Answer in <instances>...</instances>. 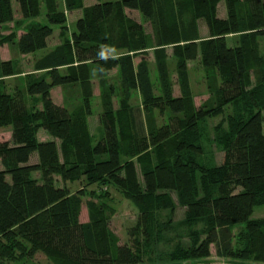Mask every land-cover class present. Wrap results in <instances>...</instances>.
<instances>
[{
	"label": "trees",
	"instance_id": "16d2710c",
	"mask_svg": "<svg viewBox=\"0 0 264 264\" xmlns=\"http://www.w3.org/2000/svg\"><path fill=\"white\" fill-rule=\"evenodd\" d=\"M13 1L21 19L39 13V0H0V25L13 21ZM221 2L223 17L218 15ZM46 3L47 23L29 24L19 35L0 34V47L16 41L20 54L46 48L53 25L59 27L61 39L36 61L35 69L44 72L25 76L24 92L0 90V128L11 126L10 138L0 139V264L15 258L16 252L28 258L41 252L52 264L144 263L157 211L173 207L167 191L178 194L186 205L190 232V246L175 260L219 264L204 260L213 244L217 257L264 262V217L251 218L253 208L264 204V56L258 54L256 43L257 36H264V0H104L88 6L83 0H65L67 9L81 10L70 36L65 13L54 9V0ZM126 9L155 23L159 95L153 92L145 58L150 40L142 25L126 16ZM183 16L189 18L186 24ZM198 21L207 28L206 38L198 34ZM237 33L238 42L228 45L226 36ZM167 45L176 59L181 88L177 96L167 78ZM138 51L141 58L134 66ZM196 59L220 77L214 107L196 106L190 94L187 62ZM87 63L99 73L117 68L122 85L116 108L109 95L102 97L103 134L95 144L88 129L89 95L73 111L51 96L56 86L87 82ZM0 73L13 75L12 63L0 62ZM134 89L142 109L130 104ZM36 95L41 97L40 110L27 106L29 98L38 100ZM228 107L232 114L221 137L223 158L221 164L208 167L197 158L203 153L200 121ZM141 110L160 115L168 110L171 115L167 123L149 127ZM39 129L53 139L40 141ZM60 146L67 162L59 159ZM33 152L37 161L28 163ZM56 175L63 182L84 178L89 184L112 186L136 205L139 232L134 245L119 243L108 225L113 210L107 205L89 201V221L81 222L84 192L57 186ZM239 223L244 227L234 235L231 229Z\"/></svg>",
	"mask_w": 264,
	"mask_h": 264
},
{
	"label": "rangeland",
	"instance_id": "374dc122",
	"mask_svg": "<svg viewBox=\"0 0 264 264\" xmlns=\"http://www.w3.org/2000/svg\"><path fill=\"white\" fill-rule=\"evenodd\" d=\"M97 1L104 0H83L84 6L91 5ZM57 11H63L66 15V28L67 35L70 36L74 30V24L76 19L81 15V10H69L66 7L65 0H54ZM14 19L12 22L4 23L0 25V34L8 35L12 31L16 32V35L20 31L24 30L29 24L34 23H47V3L46 0H39V13L28 19H21L18 12V6L15 1L12 2ZM226 10L224 2L218 7V15L225 16ZM125 14L133 21L140 23L150 40V45L147 48L146 61L149 68V76L153 85V92L156 95L161 94L162 88L159 80V74L155 62L154 49V36H155V23L142 16L137 10L126 9ZM183 22L186 24L189 20L188 17H182ZM54 34L49 39L46 48L37 50L36 52L22 55L18 52L17 43H5L0 47V62L10 61L14 68V74L10 76L2 77L0 73V90L8 93H13L16 90L24 92L25 89V76L27 74L40 75L44 70L35 69V63L45 54L53 50L60 44L61 39L59 36V27L57 25L52 26ZM197 31L200 38H206L208 36L207 28L203 21H198ZM241 35L229 34L226 36V43L230 46L235 45L238 41V37ZM257 52L262 57L264 56V36H257ZM166 49V70L167 78L171 83L172 94L177 96L181 94V88L176 73V59L171 55V49L169 45L165 46ZM109 53H114L113 50L108 48ZM132 54V53H131ZM141 52L133 54V65L135 66L141 58ZM87 65L86 79L87 82H80L78 84H68L63 86H56L51 89V96L55 103L65 106L68 110L73 111L78 109L82 104V99L85 94L89 95V102L91 107V114L87 117L88 129L92 139V143L95 144L103 134V128L99 123V115L102 111V97L109 95L112 99L113 107L118 106V101L122 95V85L120 75L117 68L112 69L109 72L99 73L96 67L90 63ZM63 70V69H61ZM187 74H188V87L190 94L196 106H215V91L220 85V77L217 71L213 68H204L199 59L187 62ZM25 96L27 94L25 93ZM28 97V96H27ZM36 98H29L27 106L30 109H41L42 101L39 95ZM141 97L137 89L130 91V104L133 107L141 108ZM142 109V108H141ZM232 108H225L221 115L212 118H206L205 121H200V128L202 133V146L203 153L197 158L208 167H213L221 164L223 158V142L222 134L225 133L227 127V117L232 114ZM141 116L149 127H159L164 123H167L168 117L171 115L170 111H165L164 115H160L156 110H153L149 114H144L141 110ZM236 113V112H235ZM219 131L221 133L219 134ZM11 126H4L0 128V139L4 140L10 137ZM37 138L40 141L52 140L53 137L50 134L45 133L42 129L37 131ZM57 143L60 142L57 140ZM59 159L60 161L67 162V153L59 147ZM37 161V153L33 152L29 158L28 163H34ZM0 169H3V165L0 160ZM34 177L38 178L39 173L34 172ZM56 178L57 186H66L71 192L76 193L83 191L81 197V209L79 220L81 222L89 221V214L87 209V203L94 201L101 205H107L113 210V213L109 215L108 225L109 228L118 236L119 243H127L134 245L135 236L139 230L136 227L139 216V210L136 205L131 201L125 199L121 193H119L112 186L99 185L97 183L89 184L84 178L78 180L63 182L58 175ZM138 178L141 180L140 173L138 172ZM173 201V207L171 209H159L157 211L156 229L153 240L150 242L149 258L144 256L145 261L141 264H198L201 260H175L177 253L183 251L190 246V232L189 227L185 224V210L186 205L182 204L178 194L173 191H167ZM264 217V204L257 205L253 208L251 218ZM243 223L237 224L233 227L232 233L236 235L241 229H243ZM202 227V223L196 225L197 229ZM264 232V229H263ZM134 242V243H133ZM210 256L204 260L210 262H218L220 264H255L254 260H247V262H241L240 260H231L228 258H221L215 255V246L210 245ZM203 260V259H202ZM6 264H52L47 257L41 253L36 252L32 257L21 256L18 252L15 253V258L5 259ZM264 263V262H261Z\"/></svg>",
	"mask_w": 264,
	"mask_h": 264
},
{
	"label": "crops",
	"instance_id": "0c3cea01",
	"mask_svg": "<svg viewBox=\"0 0 264 264\" xmlns=\"http://www.w3.org/2000/svg\"><path fill=\"white\" fill-rule=\"evenodd\" d=\"M220 4H221V3H220ZM220 4H219V5H220ZM218 7H219V6H218ZM19 16H20V15H19ZM223 16H224V15H223ZM223 16H222V17H223ZM22 31H23V30H22ZM22 31H20V33H21ZM20 33H19V34H20ZM19 34H18V35H19ZM29 54H30V53H29ZM22 55H26V54H22ZM10 134H11V132H9V135H10ZM9 138H10V137H9ZM9 138L4 139V140H8ZM241 262H247V261H241ZM254 262H255V261H254ZM214 263H218V262H214ZM219 264H220V263H219ZM228 264H234V263H229V262H228ZM243 264H244V263H243ZM255 264H264V263H261V262H255Z\"/></svg>",
	"mask_w": 264,
	"mask_h": 264
}]
</instances>
